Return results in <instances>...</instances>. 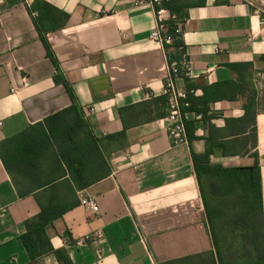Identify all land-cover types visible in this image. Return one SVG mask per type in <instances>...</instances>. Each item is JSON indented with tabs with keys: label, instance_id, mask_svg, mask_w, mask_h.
I'll return each mask as SVG.
<instances>
[{
	"label": "crops",
	"instance_id": "crops-1",
	"mask_svg": "<svg viewBox=\"0 0 264 264\" xmlns=\"http://www.w3.org/2000/svg\"><path fill=\"white\" fill-rule=\"evenodd\" d=\"M35 1L0 0V264H264L254 253L262 218L264 230V0H169L192 61L177 84L198 90L191 100L203 113L179 146L167 130L169 62L150 38L153 8L40 0L39 13ZM72 105L85 123L62 118L97 149L83 188L66 143L38 137L39 123ZM256 163V194L224 171ZM44 208L63 213L32 257L22 236ZM97 230L98 244L72 245Z\"/></svg>",
	"mask_w": 264,
	"mask_h": 264
},
{
	"label": "trees",
	"instance_id": "trees-1",
	"mask_svg": "<svg viewBox=\"0 0 264 264\" xmlns=\"http://www.w3.org/2000/svg\"><path fill=\"white\" fill-rule=\"evenodd\" d=\"M40 0H36L30 10H37L39 13L42 12V9L38 6ZM169 0L164 2V6L169 9ZM48 6V4H47ZM171 12L177 14L179 18L185 22V19L183 16H181L179 13L175 12L172 9H169ZM169 31L173 32L175 30V24L173 21H169ZM42 39L44 40L46 46L47 42L44 36H42ZM175 46L182 47V52H179V54H171L169 56V62L180 59L182 56V53H185V46L183 43V40L178 39L176 41ZM50 53V52H49ZM57 67V65H56ZM57 69H59L57 67ZM55 80L58 82H63L68 89L69 85L67 82L60 77L59 75L55 76ZM194 107V105H193ZM195 109V108H194ZM68 111L72 112L74 116L76 117V123L80 126V124H84V120L81 118L80 111L76 105H72L68 109L61 111L57 114H54L48 118L45 119L44 122H41L38 124V128L43 129V132L41 135H38V137L42 140L50 138L48 134L52 135V138H56V136L60 137L65 144L66 148H60L62 155L64 156V159L66 161L67 167L69 172L71 173L75 183H77L78 187L83 188L89 185L93 180L90 179L87 175L89 174V171L91 170V165L89 161L91 158V152L94 151V154H97V149L94 146V144L91 143H84V145L81 144V142H78L75 134H76V125L75 123H71L70 121L65 119L66 117H63ZM202 111V110H197ZM67 121L69 124H67ZM26 133V132H25ZM25 133L22 134V136L25 135ZM39 133V131H38ZM193 158L195 162H198V160L202 159L203 156L193 154ZM224 171L229 172L230 176H237V181L239 182H245L246 186L244 187L245 190H251L252 183L255 186V194H256V185H257V176L259 173L258 164H254L253 166H246V167H238V168H232V169H224ZM50 181V180H49ZM39 184V183H38ZM63 213V210L61 211H52L44 208L42 210V213L34 219L27 222L28 230L27 232L22 236V240L28 249L30 255L32 257L38 255L41 251L38 249V244L41 241V234L43 232L44 226L51 222L56 216ZM256 239V236H255ZM259 250V254H256L255 261L257 262L260 260L262 263L264 262V230H263V218H262V224H261V240L259 243L254 242V253H257Z\"/></svg>",
	"mask_w": 264,
	"mask_h": 264
},
{
	"label": "built area",
	"instance_id": "built-area-1",
	"mask_svg": "<svg viewBox=\"0 0 264 264\" xmlns=\"http://www.w3.org/2000/svg\"><path fill=\"white\" fill-rule=\"evenodd\" d=\"M165 1L168 0H138V3L149 4L153 8L157 27L151 32L150 38L152 41L164 45L169 62L171 54L182 52V47H177L175 44L178 39L183 40L184 22L177 14L164 6ZM169 21H173L175 24L173 32L168 30ZM191 71L192 61L186 52L182 53L180 59L169 62V74L165 80L163 95L166 98L168 107L167 120L169 124L167 130L173 146L189 144L187 122L190 117L196 120L203 118V113L193 109L191 100V96H195L198 90L182 87L177 84L178 80L189 78ZM85 204H88L94 212H98V204L93 198L86 200ZM101 237H103L101 230L89 232L73 240L72 245L86 246L98 244Z\"/></svg>",
	"mask_w": 264,
	"mask_h": 264
},
{
	"label": "rangeland",
	"instance_id": "rangeland-1",
	"mask_svg": "<svg viewBox=\"0 0 264 264\" xmlns=\"http://www.w3.org/2000/svg\"><path fill=\"white\" fill-rule=\"evenodd\" d=\"M260 12L262 13V15L264 16V11L261 9ZM262 102H264V99L262 100Z\"/></svg>",
	"mask_w": 264,
	"mask_h": 264
},
{
	"label": "water",
	"instance_id": "water-1",
	"mask_svg": "<svg viewBox=\"0 0 264 264\" xmlns=\"http://www.w3.org/2000/svg\"><path fill=\"white\" fill-rule=\"evenodd\" d=\"M258 6H260V5H258ZM262 9H264L262 6H260Z\"/></svg>",
	"mask_w": 264,
	"mask_h": 264
}]
</instances>
